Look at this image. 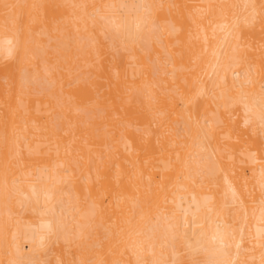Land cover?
<instances>
[{"label":"bare ground","instance_id":"1","mask_svg":"<svg viewBox=\"0 0 264 264\" xmlns=\"http://www.w3.org/2000/svg\"><path fill=\"white\" fill-rule=\"evenodd\" d=\"M0 264H264V0H0Z\"/></svg>","mask_w":264,"mask_h":264}]
</instances>
